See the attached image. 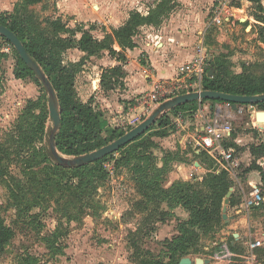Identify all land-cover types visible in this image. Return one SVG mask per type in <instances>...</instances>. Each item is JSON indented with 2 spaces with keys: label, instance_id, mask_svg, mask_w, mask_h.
Wrapping results in <instances>:
<instances>
[{
  "label": "rangeland",
  "instance_id": "obj_1",
  "mask_svg": "<svg viewBox=\"0 0 264 264\" xmlns=\"http://www.w3.org/2000/svg\"><path fill=\"white\" fill-rule=\"evenodd\" d=\"M164 1L167 3L164 4ZM171 1L42 0L26 7L23 6V0H0V20L10 22L11 15H14L36 36L40 33L54 34L56 28L48 22L60 20L70 30L61 33L63 37L80 40L84 32H90L94 39L103 41L106 34H112L122 27L132 12L145 13L160 3V20L170 16V11L181 12V5H171ZM215 2L216 0L213 3L205 1L203 10L207 13V28L202 36L198 35L195 39L198 44L196 46L204 40L211 56L225 57L226 65L230 68L227 70L232 74L264 77V29L253 17L257 12L255 7L244 2L246 11L238 15L240 19L234 24H229L231 29L228 31L229 26L210 27ZM142 28L138 29L133 38L140 45L142 39H146ZM14 51L10 44L0 39V214L14 232V238L6 245L4 252L0 253V264H26V258L34 259V264H134L129 234L138 227H142V233L137 238L138 245L150 253L148 257L168 260L170 241L179 235L180 224L189 219L188 210L161 202L156 198L157 195L148 199L145 194L153 196V190L143 189L138 185L133 174L136 160L131 159L128 163L125 151L108 156L99 165H87L93 168L95 181L90 185L86 184V188L92 191L85 198L84 208L79 199L67 197L65 184H71L72 181L77 185L79 180L73 173H68V170L54 168L56 164L49 157L47 143L48 132L52 128L50 120L45 126L43 142L38 139L41 111L35 109V104L44 105L49 117L47 95L34 80L21 82L15 78ZM92 52L94 53L83 52L75 46L62 54L61 61L65 66H77L78 97L83 102L92 97L94 107L106 113L104 124L108 131L105 136L108 137L114 130L125 134L149 115H143L147 111L145 108L142 111L135 99H121L124 98L121 95L126 88L124 80L117 79L115 89L118 92L109 90L111 84L107 87L102 85L105 70L118 63L107 51L97 48ZM139 59L142 61V55ZM118 104L124 107L121 113L117 111ZM218 104L224 106L225 103ZM128 105L131 107L128 108ZM208 105L209 103H200L194 110L183 111L176 117L171 116V126L161 131L164 136L154 129L126 149L133 156L144 152L150 157L152 167L157 169L148 172V179L161 175L163 182L169 181L171 184V178H176V174L180 172L179 165L186 164L191 168L193 162L198 161L192 146L187 144L181 148L180 144L184 133L197 136L195 130L215 116L216 106L211 110ZM136 108L139 109L132 111ZM257 110L264 114V109ZM122 114H133V117L119 120ZM109 116L115 119H111V123H108ZM235 116L230 119L233 138L240 136L244 139V144L249 146L264 141V126L255 125L253 115L246 112ZM189 141L193 142L192 138ZM231 142L232 139L226 141L224 146L228 147ZM206 155L208 165L217 163ZM161 169L163 171L159 173ZM243 170L245 167L240 168L241 172ZM187 182L195 183L192 180ZM165 183L164 188L170 185ZM233 188L237 190H232L236 202H242L243 195L239 187L233 184ZM64 208L73 216L78 214L82 221L67 224L62 216ZM81 211L84 212L83 215L79 213ZM61 225L65 228L66 235H54ZM226 230L224 220L221 224L208 228L192 229L184 249V258L193 261L198 258L210 260L221 254L223 244H226L223 241L227 238L224 234ZM238 260L243 263L241 259Z\"/></svg>",
  "mask_w": 264,
  "mask_h": 264
},
{
  "label": "trees",
  "instance_id": "obj_2",
  "mask_svg": "<svg viewBox=\"0 0 264 264\" xmlns=\"http://www.w3.org/2000/svg\"><path fill=\"white\" fill-rule=\"evenodd\" d=\"M41 1L42 0H23V6L27 7ZM248 1L257 11L253 16L254 19L259 22L260 27H263L262 29H264V0ZM166 3L167 2L164 1V4ZM161 8L162 5L160 3L148 15H144L139 11L132 12L127 22L119 29L114 30L112 34H106L103 41L94 39L90 32H84L80 40H77L74 37H63L61 33L70 32V30L66 29L65 25L60 20L56 22H48L50 23V26L56 28L54 34L49 35L50 33H40L39 36L32 35L30 29L25 28L20 22L21 19H18L14 15H11L10 22L7 20H0V24L7 26L18 35L30 56L47 74L58 94L61 108V127L57 134L56 145L58 151L62 155L75 157L91 153L124 135L123 133L119 134L117 130H114L108 135V137L105 136L108 131V127L104 124V119L106 118L105 112L94 107V99L92 97L87 102H83L81 98L78 97L76 92V80L79 74L76 68L77 66H65L61 61L62 54L75 46H78L81 51L89 52L91 54L94 53L92 51L97 48L107 51L110 57L119 64L115 67L106 69L102 76V85L107 87L108 84H111L109 90H112L115 88V84L118 81L117 79L124 80L127 76V71L125 70V65L128 62L126 52L136 48V43L133 40L136 32L147 24L159 23L161 21ZM0 39L5 40L1 36ZM5 41L10 44L7 40ZM14 52L16 56V66L14 70L15 78L21 80L30 78L34 80L39 87L43 88L34 73L20 59L17 52ZM226 64L225 57H212L210 70L214 69V73L211 75L208 74L204 77V90L220 91L238 96L264 95V77L255 78L248 74H232L230 70H227L230 68L227 67ZM200 103L215 104L223 102L205 100L177 107L159 119L155 125L146 132V134L154 129L161 132L168 128L172 123L171 116L176 117L183 111L194 110ZM254 106L258 109H264V103H259ZM35 107V109H40L41 111L39 115L41 126L37 137L43 142V134L49 117L44 105L35 104ZM162 133L163 132H161L160 135L164 136ZM144 136L145 134L136 141L141 140ZM135 142L123 147L118 152L123 153L125 151V158L128 163L131 162V159L133 161L136 160V164L133 166V174L138 185L143 189L153 190L154 193L153 196L146 193V197L150 199L155 198V195H157L156 198H159L161 202H168L171 205L181 206L188 210L190 214L189 219L180 224L178 228L179 235L170 241L171 244L167 258L168 260L154 257L149 258L148 255L150 253L146 252L140 245H138L139 242L137 238L140 237L142 233V227H138L135 231H131L129 238L131 239L130 245L133 248V256H131L133 263L180 264V261L186 256L184 254V249L188 243V237L189 234L192 233V229L196 227L204 229L223 222V204L227 194L231 188H233L234 183L226 171H220L219 173L211 171L206 174L201 182H195L196 184L192 182H177L169 188H164L165 181H162L161 175H156V177L148 179V172L151 171V169H157L152 167L150 157L144 152L133 156V153L130 152L129 149L126 150L134 145ZM228 148H233L236 153H239L242 150L233 141L229 143ZM250 152L256 160L252 162L250 167L245 168L242 173L245 174L251 171L259 172L262 182V191H264V167L257 163L258 159H264V142L253 144L250 147ZM206 154L207 153L202 152L195 156L202 158V161L206 163L207 167L209 166L212 168V164L208 165V161L205 159L207 156ZM104 159L95 164H101ZM54 168L65 171L68 170V173H73L75 178H78L79 182L77 185L72 183V181L71 184L68 182L65 184L67 188L65 192L68 193L67 197L70 196L74 199H79L80 204L82 206L83 204L85 205V198L89 197V192L92 191V189L88 190L86 188V184L88 183L90 185L95 181L93 180V178H95L93 168H90V166H84L75 169H65L57 165H55ZM162 169H164V167ZM162 169L156 171L160 173L163 171ZM87 178L89 180H86ZM235 199V193H233L230 198L229 207L239 204ZM83 208L81 210H83ZM79 213L83 215L84 212L81 211ZM73 215L74 214L65 208L62 211V216L66 219L67 224L82 221V218H78V214H75L76 216ZM63 226L60 229H56L54 235L60 234L61 236H65L66 231H64L65 228H63ZM13 238V229L6 224L4 218L0 214V253L4 252V248ZM24 261L26 264H34V259L31 258H26Z\"/></svg>",
  "mask_w": 264,
  "mask_h": 264
},
{
  "label": "crops",
  "instance_id": "obj_3",
  "mask_svg": "<svg viewBox=\"0 0 264 264\" xmlns=\"http://www.w3.org/2000/svg\"><path fill=\"white\" fill-rule=\"evenodd\" d=\"M143 1V0H142ZM159 1V0H158ZM205 1L207 0H172L170 2L171 5L177 3L181 5V12L170 11L168 17H162L159 23H151L143 26L142 31L145 35V41L142 39V45L136 42V48L133 50H128L126 52L128 62L125 65V70L127 71V76L124 79L125 89L122 100L125 99H136L140 95L146 94L151 90L152 80L155 79H169L173 78L178 70V68L185 63L189 62L196 53V38L198 35L202 36L204 31L206 30V21L205 17L207 13L204 12ZM215 0H209V2ZM217 1V0H216ZM244 2H249L248 0H241L239 11L236 12V18L240 19L239 14L246 11L244 6ZM148 3V2H147ZM159 2H157L158 4ZM216 3V2H215ZM250 3V2H249ZM215 5V4H214ZM213 5V7H214ZM156 7L149 8L147 12L143 13L144 15H148L152 10ZM161 23V24H160ZM160 24V25H159ZM210 27L211 25L210 20ZM228 27V26H227ZM215 28V27H214ZM217 28V27H216ZM231 29L229 25L228 31ZM227 32V31H226ZM206 46L205 41L201 40L199 45L202 44ZM141 46V47H138ZM207 48V47H206ZM142 55V61L139 59ZM211 56V55H210ZM213 56H211L212 58ZM119 65V64H118ZM117 66V65H116ZM115 67V66H114ZM18 81H27L31 80L27 79H17ZM115 89V88H114ZM111 92H118L117 88ZM119 95V94H117ZM19 102L17 103V105ZM135 105V104H134ZM214 105L218 109L221 104L218 103H209V107L212 110ZM136 106V105H135ZM131 105H128V108ZM123 105L118 104L117 111L121 113L123 110ZM108 109V107H107ZM139 108L133 109L132 111H136ZM217 109L215 110L217 112ZM142 111L143 107H142ZM126 113H128L126 111ZM106 114V113H105ZM133 117L132 115H121L120 119H128ZM109 122L111 123V116H109ZM257 119V124L260 127L264 126V114H259ZM115 120V119H112ZM107 123V124H108ZM196 132V131H195ZM187 134V135H186ZM184 135L188 136L187 144L192 146L194 149V155H199L202 152L207 153L204 146H198L199 141L196 138L197 136L193 133H184ZM183 135V137H184ZM233 135V133H232ZM231 135L232 141L237 144V146L242 149L239 153H236V163L239 166L240 172V188L243 190H248L251 186H261V177L259 172L251 171L249 173H242L240 168L243 167L248 168L251 166L252 162L256 159L251 155L249 144H244V139L240 136L233 138ZM182 137V138H183ZM251 135H249V138ZM192 138L193 142L189 141ZM229 139V140H231ZM253 139V138H252ZM181 141V148L183 146H187ZM228 140V141H229ZM264 142V141H263ZM208 154V153H207ZM190 154H188L189 156ZM209 155V154H208ZM210 156V155H209ZM211 157V156H210ZM198 161L193 162L192 170L190 171L188 165L181 164L178 166L180 172L176 174V178H171L172 183H168L166 181L165 184H170L166 186V188L171 187L174 183L177 182H201L207 173L214 171H220V165L218 163L213 164L212 168L207 167L206 163L202 161V158H198L195 156ZM212 158V157H211ZM214 160V159H213ZM216 161V160H214ZM257 163L264 167V159H258ZM190 168V169H191ZM210 168V169H209ZM237 186V185H236ZM233 190V189H232ZM237 190L234 188V192ZM241 193V192H240ZM228 217L234 218L230 220L228 223H225L227 230L224 231V234L227 235L223 241L228 245L230 251L233 254L242 255L246 251V247L249 242L260 241L262 242V248H259L256 253L259 256L262 264H264V208L252 209L249 213L243 210L241 206V202L233 207H229ZM229 242V243H227ZM243 251V252H242ZM217 256V255H216ZM212 257L210 259L209 264H243L239 262L238 259H233L230 262L225 259H219L217 257Z\"/></svg>",
  "mask_w": 264,
  "mask_h": 264
},
{
  "label": "built area",
  "instance_id": "obj_4",
  "mask_svg": "<svg viewBox=\"0 0 264 264\" xmlns=\"http://www.w3.org/2000/svg\"><path fill=\"white\" fill-rule=\"evenodd\" d=\"M240 1L241 0H217L211 13V25L215 28H223L239 20L236 18L235 14L236 12H241L239 11ZM211 61L212 58L206 46L202 43L197 47L194 57L189 62L180 66L173 78H154L152 80L151 90L135 99L137 106L146 109L147 113L143 115H150L157 106L173 97L204 90L203 80L204 77L210 73ZM223 103H225L224 106L221 105L218 107L215 116L205 121L204 125L197 128L195 131L198 134V146L203 145L207 153L220 165V171H226L232 182L239 187V178L241 174L239 172V166L236 163L235 153L232 149L224 146V143L231 139L233 133L230 119L236 117V114L243 115L249 112L250 115H253L254 124L256 125V116L260 112L254 105L240 104L234 109L232 103ZM178 122L179 121H177V123ZM178 127V131H180L181 126L179 125ZM182 129H184L183 126ZM182 139H184L183 142L187 144L188 136L184 135ZM240 192L243 195L241 206L247 213L264 203V195L261 186H251L248 190H242L240 188ZM262 246V242L260 241L249 242L246 251L242 255H239L233 254L228 245L223 244L221 254L216 257L228 260V262L233 259H241L244 264H262L256 253Z\"/></svg>",
  "mask_w": 264,
  "mask_h": 264
},
{
  "label": "water",
  "instance_id": "obj_5",
  "mask_svg": "<svg viewBox=\"0 0 264 264\" xmlns=\"http://www.w3.org/2000/svg\"><path fill=\"white\" fill-rule=\"evenodd\" d=\"M244 22V20H242ZM0 36L7 40L11 46L15 49L20 59L26 64V66L34 73L37 80L42 84L43 89L47 95L48 100V111H49V120L52 123V128L48 132V154L51 160L58 166L75 169L89 164L96 163L116 152H118L123 147L135 142L141 136L146 134V132L153 126L155 123L162 118L165 114L171 110L183 106L185 104L193 102H202L205 100L208 101H221L232 103L234 109L237 105H257L259 103H264V95L259 96H238L231 95L225 92L220 91H210V90H200L182 94L176 97H173L169 100L164 101L159 106H157L152 113L138 126L125 133L123 136L113 141L112 143L99 148L91 153H87L75 157H67L62 155L56 145L57 134L60 131L61 127V108L59 103L58 94L47 76L42 67L30 56L24 43L20 40L17 34L10 30L7 26L0 24ZM212 62V61H211ZM214 73V69L210 70L209 75ZM260 113L257 114L258 118ZM233 195L232 189L226 196L224 201V207L222 210V218L225 223H228L234 218L228 217L227 210L230 203V198ZM259 209L264 208V203H262ZM209 259L198 258L193 261L190 258H183L180 261V264H209Z\"/></svg>",
  "mask_w": 264,
  "mask_h": 264
}]
</instances>
